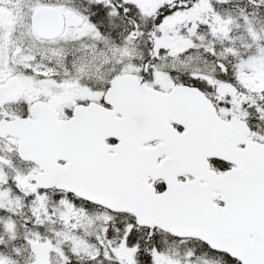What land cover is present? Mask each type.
<instances>
[{"label": "snow or ice", "instance_id": "1", "mask_svg": "<svg viewBox=\"0 0 264 264\" xmlns=\"http://www.w3.org/2000/svg\"><path fill=\"white\" fill-rule=\"evenodd\" d=\"M0 264H264V0H0Z\"/></svg>", "mask_w": 264, "mask_h": 264}]
</instances>
